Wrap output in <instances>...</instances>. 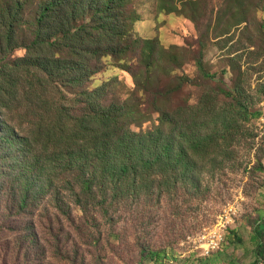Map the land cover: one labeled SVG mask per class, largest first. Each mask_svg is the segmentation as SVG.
<instances>
[{"label":"trees","instance_id":"obj_1","mask_svg":"<svg viewBox=\"0 0 264 264\" xmlns=\"http://www.w3.org/2000/svg\"><path fill=\"white\" fill-rule=\"evenodd\" d=\"M155 2L158 13L179 14L195 0ZM138 7L136 0H0V174L17 211L46 204L68 216L73 205L107 214L179 187L197 191L202 173L223 166L217 161L230 136L260 114L239 81L191 104L185 89L194 80L184 66L194 61L213 78L202 52L195 59L186 47L135 36ZM18 49L25 55L15 57ZM108 68L129 73L132 89L117 76L94 86ZM154 115L153 129H132ZM258 228L255 264L264 262V222Z\"/></svg>","mask_w":264,"mask_h":264},{"label":"rangeland","instance_id":"obj_2","mask_svg":"<svg viewBox=\"0 0 264 264\" xmlns=\"http://www.w3.org/2000/svg\"><path fill=\"white\" fill-rule=\"evenodd\" d=\"M136 5L142 20L134 26L135 36L186 47L195 59L202 52L213 78L204 79L194 61L184 66L182 72L194 80L185 89L191 104L208 89L239 81L252 100L251 111H261L263 0H195L183 3L179 14L158 13L155 0H136ZM13 55L22 57L25 50ZM115 76L132 89L130 74L115 68L98 73L93 85ZM259 116L230 136L217 161L223 166L202 173L199 190L179 187L142 201L144 206L132 203L104 214L73 205L68 216L40 204L19 212L12 205L11 182L0 174V264H255L252 229L264 222V123ZM156 119L132 129H153ZM2 166L0 158V172Z\"/></svg>","mask_w":264,"mask_h":264},{"label":"built area","instance_id":"obj_3","mask_svg":"<svg viewBox=\"0 0 264 264\" xmlns=\"http://www.w3.org/2000/svg\"><path fill=\"white\" fill-rule=\"evenodd\" d=\"M262 109L260 111V116H259V120H261L263 123H264V102H263V105H262Z\"/></svg>","mask_w":264,"mask_h":264}]
</instances>
